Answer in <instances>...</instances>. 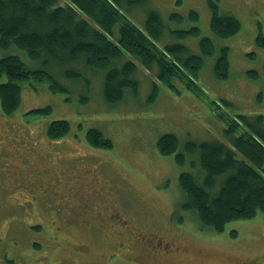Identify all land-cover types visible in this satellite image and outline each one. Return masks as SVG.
Returning <instances> with one entry per match:
<instances>
[{
  "label": "rangeland",
  "instance_id": "374dc122",
  "mask_svg": "<svg viewBox=\"0 0 264 264\" xmlns=\"http://www.w3.org/2000/svg\"><path fill=\"white\" fill-rule=\"evenodd\" d=\"M211 1L220 14L238 17L235 33L221 37L211 28L209 0H146L124 8L137 28H143L150 9L158 11L162 32L152 42L166 57V44L181 43L187 51L202 54L200 38H210L214 52L203 55L197 75L169 60L173 88L158 79L155 66L149 70L126 55L137 64L132 75L137 91L127 88L120 101L108 102L102 70L52 62L47 69L65 90L53 91L46 81L31 78L21 82L20 105L10 115L0 105V264L8 257L12 264H242L248 256L264 263V210L227 221L221 231L202 226L194 210L181 205L186 194L178 183L182 170L199 173L198 154L185 152L180 163L175 153L164 154L157 146L156 139L165 132L179 139L177 151H183L187 140L229 143L227 130L235 135L246 131L241 115L250 120L262 115L264 125V45L256 38L264 35V0ZM192 9L195 17H190ZM193 26L197 33H183ZM222 47L228 50V74L216 77L213 68ZM8 53L20 56L29 69L42 66V59L29 57L21 47H0V57ZM67 68L80 75L67 77ZM44 107L50 108L29 112ZM55 119L67 120L70 127L65 135L50 138L47 127ZM88 128L100 130L111 147L90 143ZM64 166L68 170L60 173ZM84 171L97 178L88 180ZM48 174L59 178L53 189L67 199L60 207L53 198L44 204L66 215L68 226L58 230L59 221L52 224L47 216L54 217L42 210L46 195L36 197L28 190L32 179L54 181ZM80 183L82 192L76 188ZM114 213L125 229L110 225L108 215ZM80 220L85 227L78 226L83 225ZM38 221L44 225L36 230L30 222ZM97 222L105 223L103 231L96 228ZM149 239L178 250L171 255L148 252Z\"/></svg>",
  "mask_w": 264,
  "mask_h": 264
},
{
  "label": "trees",
  "instance_id": "16d2710c",
  "mask_svg": "<svg viewBox=\"0 0 264 264\" xmlns=\"http://www.w3.org/2000/svg\"><path fill=\"white\" fill-rule=\"evenodd\" d=\"M145 1L0 0V47L5 49L15 45L23 48L29 57L43 61L41 67L29 69L17 54L0 57L2 111L10 115L20 105L21 82L24 80H44L53 91L65 90L66 86L47 69L52 62L60 66L70 62L84 63L102 70L104 98L114 103L123 98L127 88L133 92L138 88L132 76L137 64L130 57L125 59L126 55L136 58L149 70L155 66L158 79L170 88L174 86L170 82L174 74L169 69V60L197 75L203 64V55L214 52L210 38H200L202 54L187 51L181 43L166 44L163 47L168 53L166 57L152 42L158 40L162 32L158 11L149 10L143 28H137L125 15L124 8ZM209 5L210 26L219 36L226 37L239 29L238 17L231 13L220 14L215 1L209 0ZM196 15L192 9L190 17ZM186 32L197 33L198 27L183 31ZM256 38L259 45H264V35L259 33ZM220 50L213 69L216 77H226L228 50L226 47ZM63 73L67 77L80 75L69 68ZM152 84L154 88L157 86L155 82ZM49 108H33L29 112L42 113ZM241 118L247 132L244 130L243 135H235L226 129L229 143L217 139L187 140L183 151H177L179 139L175 134L165 132L156 139L159 151L175 153V161L180 163L184 162L185 152L198 154L199 173L187 170L179 173L178 183L186 194L181 205L193 209L202 226L216 231L223 230L227 221L253 217L258 209L264 210L263 116L257 115L252 120L244 115ZM69 127L67 120L55 119L49 122L47 134L50 138L60 137ZM87 139L95 146L112 145L110 139L96 128H88Z\"/></svg>",
  "mask_w": 264,
  "mask_h": 264
},
{
  "label": "flooded vegetation",
  "instance_id": "af4514ba",
  "mask_svg": "<svg viewBox=\"0 0 264 264\" xmlns=\"http://www.w3.org/2000/svg\"><path fill=\"white\" fill-rule=\"evenodd\" d=\"M0 159L1 160H3V158L2 157H0ZM68 170V167H66V166H64L63 168H59V171H60V173L62 172V173H64V172H66ZM84 172H86V174H84L83 176L84 177H87V179L88 180H91V179H95V178H97L96 176H94L93 175V173H88L87 171H84ZM93 172V171H92ZM48 176L50 177V178H52L54 181H52V182H49L48 180L47 181H43V180H39L38 181V179H36V180H31L30 181V187L31 188H29L28 190H31V191H33V195H35L36 197L40 194V193H42V194H44V195H46V202H44V203H42V205H43V208H42V210L44 211V214L47 216V214H48V212L51 214V216H53L54 218H51L49 215L47 216V217H49L50 218V222L53 224H55L57 221H59V225H57V224H55V228H56V230H58L59 228H60V226H63V227H67L68 226V223H69V221H68V219H66V215H63L62 213H60L59 212V210H54V212H52V211H50V209H47L45 206H44V204H46V203H48V198H53V199H56L57 200V203H56V205L58 206V207H60L59 206V204L60 203H63V202H65V201H67V199L65 198V195H64V193L63 192H60V190H55V189H53V187H55V185H57L56 183L58 182V180H59V178H57L56 177V175H51V174H48ZM46 177V176H45ZM32 181H35V183H33ZM90 182V181H89ZM85 184H88V183H85ZM82 186H83V184H81L80 183V185H77L76 186V188H78V189H80L81 188V192L82 191H84V190H82ZM52 189H53V191H52ZM75 192V191H74ZM82 196H80V198H81ZM85 200L84 201H88L87 199V196H84L83 197ZM34 199V198H33ZM42 207V206H41ZM67 210V214L71 217V218H73V219H75V220H77L78 218H76V217H74L73 215H72V210H68V209H66ZM95 217H99V215L98 214H96V215H94ZM111 219V222H110V225L111 226H115V225H119L120 226V228H124L125 229V225H124V223L125 222H123V221H121L120 219H118V214H109L108 215V219ZM98 219V218H97ZM81 221V220H80ZM83 221V222H82ZM81 222H82V224L83 225H78L79 227H85L86 225V223H85V220H82ZM44 222V221H43ZM43 222L41 223L40 221H38V222H30L31 224V227H33L34 229H36V230H38L39 228L41 229L42 228V226L44 225L43 224ZM46 223V222H45ZM98 224L96 225V228L97 229H99V230H101L102 228H104V225H105V223H104V225H103V223L102 222H97ZM47 226H48V228H49V225L48 224H46ZM69 225H71V226H75V223H71V224H69ZM103 226V227H102ZM86 228H88V227H86ZM113 230L112 231H117V232H119L121 235H123V232L121 231V230H118V229H116V228H112ZM102 231H103V229H102ZM130 232V231H129ZM57 233V232H56ZM106 234V233H105ZM54 235H59L60 236V233H57V234H54ZM54 237V236H53ZM52 237V239L55 241V239ZM150 241L148 242V245L145 247V248H147L149 251L148 252H152V253H154V254H157V251H159V250H162L163 251V254H166V255H171L173 252H176L178 249L177 248H175V247H173L172 245H171V243H167V244H163V245H161V242L159 241V242H154V240H152V239H149ZM157 241H158V239H157ZM33 242H38V241H33ZM119 242H122V241H119ZM122 243H124V242H122ZM124 245H125V243H124ZM38 246H39V244H38ZM84 248V252L86 251V246L85 247H83ZM126 249H127V247H126ZM74 255H76V256H78V257H83V255H81L80 254V252L79 251H74V253H73ZM135 255H136V252H135ZM134 258H137V257H134ZM6 264H12L13 262H14V260H13V258H11V257H8L6 260ZM242 264H264L260 259H259V257L257 258V257H251V256H248L247 257V259L245 260V261H243L242 262Z\"/></svg>",
  "mask_w": 264,
  "mask_h": 264
}]
</instances>
